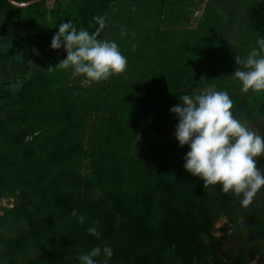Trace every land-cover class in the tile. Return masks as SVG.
I'll use <instances>...</instances> for the list:
<instances>
[{
	"label": "trees",
	"instance_id": "obj_1",
	"mask_svg": "<svg viewBox=\"0 0 264 264\" xmlns=\"http://www.w3.org/2000/svg\"><path fill=\"white\" fill-rule=\"evenodd\" d=\"M200 3H206V24L218 25L206 30L196 52L185 48L184 39L193 6ZM212 3L231 10L236 32L248 42L228 40L222 15L210 8ZM68 21L78 31L95 32L98 40L117 43L127 58V78L113 75L87 87L69 83L65 75L71 68L49 71L66 58L63 47L54 50L50 45L59 25ZM261 37L264 0H51L49 5L41 0L26 7L0 0V193L19 190L12 210L20 217L19 224L0 227V264H81V254L106 245L113 249L126 233L134 244L137 235L132 232L148 222V206L166 217L157 218L164 227L143 249L150 254L141 264H183L189 257L182 254L186 249L201 263L215 241L210 234L204 237L209 211L218 215L236 209L234 201L242 206V197L224 194L219 184L204 188L203 181L183 167L189 146L156 139L176 130L178 118L170 109L180 97L203 93L205 87L226 91L233 101L231 111L242 124L264 119V91L244 93L242 83L231 78L238 50L255 49L264 55L257 43ZM18 43L31 52L42 46L45 54L36 65L21 64L2 48ZM123 79L127 86L119 94ZM36 127H43L42 132L28 138ZM101 155L105 159L97 160ZM86 158L95 169L85 176L86 190L103 187L96 202L77 195V185L69 183ZM174 159L178 171L162 177L158 162L170 169ZM114 194L118 197L111 204ZM159 195L167 200L176 195V212L185 213L183 219L174 213L173 204L161 210ZM92 219L108 228L90 242L80 231ZM116 222L125 230L123 235L109 228ZM248 225L253 232L245 244L251 245L253 234L264 237V217ZM145 233L143 229L142 237L148 236ZM256 249L264 261V241ZM94 259L103 264V251ZM109 263L122 264V258L113 253ZM214 263L220 261L215 257Z\"/></svg>",
	"mask_w": 264,
	"mask_h": 264
},
{
	"label": "clouds",
	"instance_id": "obj_2",
	"mask_svg": "<svg viewBox=\"0 0 264 264\" xmlns=\"http://www.w3.org/2000/svg\"><path fill=\"white\" fill-rule=\"evenodd\" d=\"M257 43L264 51V37ZM50 47L54 50L63 47L67 55L54 67L49 66V71L71 68L74 75H83L97 83L127 72V58L117 43L98 40L95 32L78 31L72 21L59 25ZM135 48L133 45L132 50ZM235 63L243 64L244 68L237 67L232 73L242 83V92L264 91V55L253 49L244 61L236 56ZM232 108L233 101L226 91H205L194 96L183 95L170 111L178 118L175 138L181 147L188 145L190 149L183 157L184 169L201 179L204 188L219 184L224 194L242 197L241 205L248 207L264 188V171L257 166L258 158L264 156V137L236 119ZM79 219L83 223V217ZM88 231L99 238L95 228ZM101 251L105 255L103 264H108L113 251L107 245L103 250L96 247L90 253L81 254L78 259L81 264H97L94 257L100 256Z\"/></svg>",
	"mask_w": 264,
	"mask_h": 264
},
{
	"label": "rangeland",
	"instance_id": "obj_3",
	"mask_svg": "<svg viewBox=\"0 0 264 264\" xmlns=\"http://www.w3.org/2000/svg\"><path fill=\"white\" fill-rule=\"evenodd\" d=\"M51 3V0H47V4L49 5ZM206 3H200L199 5H194L193 6V12L191 15V18L188 23V33L185 37L186 44L185 48L188 47L189 50L193 51H198V49L202 46L204 42V37L206 34L207 29H214L216 25H218V22L215 24H206L207 21L203 17H207L208 15H204V9H205ZM211 9H215L217 11V14H219L221 17V22H223L226 25L227 28V38L228 40L232 42L239 43L238 41L245 40L246 42L247 39L241 34L236 32L237 27L234 26L233 22H235V17L233 18L234 14L232 15L231 10L229 9H223L220 5L216 3L211 4ZM237 15V14H235ZM3 51L6 52L10 57H13L14 59L20 60L21 64H26V63H31L33 65H36L39 63V59L44 56L45 52L43 51V47H35L34 51L31 52L27 47L21 46L20 43L16 45H4L2 46ZM252 48V47H251ZM252 52L246 49H240L238 50V56L241 58L242 61L246 60L249 54ZM198 56V55H197ZM198 59V57H196ZM147 68H151L150 65L146 66ZM239 67L241 70H244L243 64L237 65L235 63L234 71L236 68ZM233 71V72H234ZM65 78L68 79L69 83H81L82 85H85L87 87H95L97 82H92L89 79H87L83 75H74L73 70H69V74L66 73ZM127 78V75L125 74L124 79ZM232 80H236V82H240L238 79H235L233 76L231 77ZM122 80L123 82L119 83V88L118 92L121 94L124 90V88L127 86L126 80ZM132 84L137 85V80L134 79ZM212 87H205L202 90L205 91H213ZM91 117V116H90ZM246 127L257 131L262 137H264V119L260 120L258 123L254 124H249L246 125ZM121 127V125L119 126ZM43 127H39V129H36L33 131L32 134L28 135V138H30L33 134H36L38 132H42ZM90 129L89 127L87 128V134L89 133ZM115 133H117V130H112ZM175 131L173 130H168L166 134L158 137L156 139L157 141H162V142H170V141H177L174 135ZM118 135H120V132H118ZM86 142V141H85ZM178 142V141H177ZM135 141L131 143L130 145H134ZM176 152V151H175ZM263 158L259 157L258 158V164L257 166L264 171V165L263 163ZM105 157L101 155V157H98L97 160H103ZM172 166L171 168H167L166 166L163 165V162H158V167L161 169L160 174L162 177L166 174L170 176L174 174V172L178 171V162L177 159H174V161H171ZM110 166L112 165L111 163L109 164ZM90 170L95 169L90 166V161L88 158L83 159L79 164L77 169L74 170V173L72 174L69 183H73L75 187V192L79 196H87L91 201H95L96 199L102 195L103 192V187L102 186H93L88 191L86 190L85 186V176ZM97 173V171H96ZM173 176V175H172ZM156 178H159V175L156 176ZM174 178V177H172ZM68 179V178H67ZM68 189V187H67ZM19 190H7L5 191L6 194L0 193V217L2 219V223L0 224V227H12L15 224H19V216L17 211L12 210L15 207V196L14 194L18 192ZM160 194L162 193L161 190L158 191ZM67 194V191L65 192ZM117 195L114 194L111 200V204L113 201L117 200ZM167 197V196H166ZM165 197V198H166ZM177 196L174 195L173 198L167 200L164 199L162 195H159L157 200L158 204H163L162 209L165 207L169 208L173 204V211L174 213L178 215L180 219H183V216L185 213L182 212H176L178 209V206L176 204ZM37 202V200H35ZM171 202V203H169ZM237 202V201H236ZM234 201V205L236 204L235 207L236 209L232 208H227L226 210H221L218 215H216L213 211H209L208 214V231L207 235L205 234V238L210 234L214 238V242L212 241V247L210 249V252L208 255L204 258V260L201 263H198L195 257H192L191 259V254L187 251V249L182 253L189 255V257L185 258L186 260H183V264H215L214 263V258H217V261H220V264H264L263 258L261 256V252L257 251V247L260 246V243L264 241L263 235L260 236V234L256 233L253 234L254 236V241L252 242L253 244H245L246 239H248L249 234L251 233L252 230H249L247 227L248 223L253 221L255 218L258 217H264V188H262L257 195L253 198L252 203L248 207H243L238 205ZM35 202H32V206L34 207ZM175 204V206H174ZM138 208V206H136ZM139 209V208H138ZM134 210L137 212V210L134 207ZM145 214H146V221L145 224H142V226H138L135 228L134 232H136L135 236V241L134 244L130 242L127 237V233L124 236L123 240L118 241L117 243L114 244V247L112 249L113 253H116L117 255L121 256L122 258V264H129V262L133 261V263L136 264H141L145 261H148V257L150 254V251H145L146 249L149 248V246L154 242L152 238L154 239L155 237L154 234L162 229L164 226L161 225L162 222L158 219L166 217V213H162L161 211L159 213H156L155 209H151L150 206H148L147 209H145ZM174 214V215H175ZM158 218V219H157ZM14 219V220H13ZM57 219V218H56ZM15 223V224H14ZM113 226V227H112ZM110 225V229H115L117 233H123L125 230L123 229L122 225H119L117 222L114 225ZM250 227H254V224ZM89 228H95L96 231L100 234L99 237H101V232L108 228L107 226H103L100 224L98 221H94L93 219L89 222V224L82 228L80 231V235H83L86 237V239L90 242H92L94 239L98 241L99 238L96 236L92 235L89 233L88 229ZM143 229L146 231L145 234H148V236L143 235ZM256 229V228H255ZM124 230V231H123ZM253 232V231H252ZM123 235V234H122ZM156 235V234H155ZM103 238V237H102ZM104 242V241H102ZM255 243H258V246L255 245ZM145 249V250H143ZM250 250V252H248ZM242 254L240 256L239 254ZM113 256V255H112ZM110 264V263H109ZM112 264V263H111Z\"/></svg>",
	"mask_w": 264,
	"mask_h": 264
},
{
	"label": "water",
	"instance_id": "obj_4",
	"mask_svg": "<svg viewBox=\"0 0 264 264\" xmlns=\"http://www.w3.org/2000/svg\"><path fill=\"white\" fill-rule=\"evenodd\" d=\"M41 0H27V1H17V0H8L12 5L17 7H26L32 3H36Z\"/></svg>",
	"mask_w": 264,
	"mask_h": 264
}]
</instances>
